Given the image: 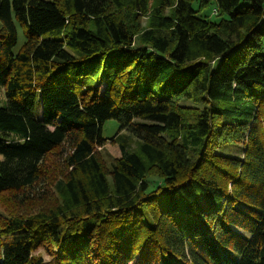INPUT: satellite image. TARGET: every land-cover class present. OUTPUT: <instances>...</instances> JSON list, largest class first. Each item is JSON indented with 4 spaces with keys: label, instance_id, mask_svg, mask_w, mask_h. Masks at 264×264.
Segmentation results:
<instances>
[{
    "label": "trees",
    "instance_id": "obj_1",
    "mask_svg": "<svg viewBox=\"0 0 264 264\" xmlns=\"http://www.w3.org/2000/svg\"><path fill=\"white\" fill-rule=\"evenodd\" d=\"M263 50L264 0H0V264H264Z\"/></svg>",
    "mask_w": 264,
    "mask_h": 264
},
{
    "label": "rangeland",
    "instance_id": "obj_2",
    "mask_svg": "<svg viewBox=\"0 0 264 264\" xmlns=\"http://www.w3.org/2000/svg\"><path fill=\"white\" fill-rule=\"evenodd\" d=\"M194 8H196V5H193ZM210 9H205V13H208L209 17L211 18V20H216L217 17H215L213 14L210 13ZM17 44L14 47V51H16L18 49V47L21 45L22 41H23V35L22 32L20 30V28H17ZM264 51V50H263ZM102 87V85H101ZM118 128V124L114 121V120H107L104 122V124L102 125L101 128V135L104 139L107 140V142L111 141V137L115 134L116 130ZM134 143L131 141L129 147L132 149L134 148ZM98 150H100L101 152H103L105 155V158L110 161V157H112L116 152H115V145L112 144L107 146V144L101 148H98ZM220 152L227 155V156H239L241 154V146L238 144L235 145H227L225 147L220 148ZM5 206H3L2 204H0V210H4ZM41 253L43 255V259L45 261L49 260L50 257L44 253L43 250L38 249L37 253Z\"/></svg>",
    "mask_w": 264,
    "mask_h": 264
}]
</instances>
